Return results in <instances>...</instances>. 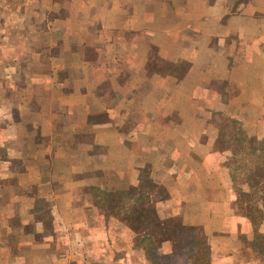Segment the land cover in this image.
I'll return each mask as SVG.
<instances>
[{"label":"crops","instance_id":"obj_1","mask_svg":"<svg viewBox=\"0 0 264 264\" xmlns=\"http://www.w3.org/2000/svg\"><path fill=\"white\" fill-rule=\"evenodd\" d=\"M0 14V264H264V217L254 229L238 209L222 131L264 140V0H0ZM146 167L142 207L161 224L134 230V202L114 215L104 194Z\"/></svg>","mask_w":264,"mask_h":264},{"label":"trees","instance_id":"obj_2","mask_svg":"<svg viewBox=\"0 0 264 264\" xmlns=\"http://www.w3.org/2000/svg\"><path fill=\"white\" fill-rule=\"evenodd\" d=\"M229 122L232 124V126H230L229 128L224 126L222 127V131L224 129H227L229 135L231 136L230 140L232 141V146L230 145V143H227V141L226 144L227 146H231L232 150L235 152L232 162L234 164H237V162L240 160V164L247 167L248 165L245 164V160H247L248 164L250 162L252 163L251 166H253L246 170L244 178L240 179V184L248 185L249 190H254V192L259 191L261 195V197H259L257 200H261L262 203L260 205H256L255 203H253V201H251L254 199L256 194L249 196V192L241 188L239 189V181L235 176L233 177L234 184L236 183V188H238V209L241 214L247 215V217L252 221L253 227L255 229L264 217V140L259 142L256 146L249 145L244 136H242L240 129L238 128V123L234 120H231ZM239 151L242 152V155H240L242 157L240 159H238L239 155H237V152ZM229 166L230 168H232L231 164H229ZM144 175L146 174L144 173ZM145 186H147L146 188H153L152 186H155V184H152L151 180H144L142 184H140V186L136 189H131L129 192L115 193L116 195L113 194V196L116 202H114L113 200L112 202L110 199L112 193H105L104 199L106 200V202H108L107 204H109V201H111L110 206H112V204L114 203L113 210L111 212L114 215L120 216L122 214L124 202H134L130 207L131 210L128 208L127 211L121 215L122 220H124L134 230L141 228L148 229L149 227H153L155 229L156 226H159L161 224L160 219L156 214H147L142 207V203L149 198L148 191H143ZM129 211H131V214H129ZM167 225H170V227L172 228L170 229L171 232L177 235L185 234L186 232L191 231V228L183 226L178 219H174L170 222V224L168 223ZM258 238L261 239L260 241H264V238ZM156 244L157 243H155L153 240L147 241L142 239L138 240L137 247L142 248L147 252V257L150 261L153 260L157 262V258L153 253V250L156 249ZM202 244L203 242L200 240H198L197 242L188 240L186 242V246L192 249L194 257L199 256L198 254L200 253V251L198 252V254L196 253L195 247L197 246L201 249Z\"/></svg>","mask_w":264,"mask_h":264},{"label":"rangeland","instance_id":"obj_3","mask_svg":"<svg viewBox=\"0 0 264 264\" xmlns=\"http://www.w3.org/2000/svg\"><path fill=\"white\" fill-rule=\"evenodd\" d=\"M52 18V17H51ZM59 18V17H58ZM46 19H48V17H46V16H41L40 17V20H39V25L41 26V28H42V30H41V33H40V43H41V48H40V52H41V56H42V59H41V63L42 64H46V62L44 61L43 62V59H44V57L45 56H48L49 55V48L48 47H46L47 45H48V36H47V34L43 31V29L45 28V25H46V23H47V21H46ZM5 20H6V17H1V14H0V25L1 24H3V23H5ZM35 20H36V18H35ZM64 20H62V21H59L58 22V25L60 24V23H62ZM27 23H30V22H27ZM36 32H35V37H36ZM65 32L64 31H61L60 32V30L58 29L57 30V33H56V35H57V39H60V37H62V39H66L67 37H65ZM0 35H1V31H0ZM76 37H78V40H79V38L81 37V39L83 38V34L82 33H80V31H77V33H76ZM26 37H27V35H26ZM75 44V43H74ZM80 44V43H79ZM79 44H75L77 47L76 48H74L73 50H72V53L73 54H77V55H79L80 54V51L82 50L81 49V47L80 46H78ZM36 50V49H35ZM55 50V49H54ZM53 50V51H54ZM93 50L94 51H96V48H93ZM0 51H1V44H0ZM12 50L11 49H9L8 48V51L5 49V52L6 53H9V52H11ZM27 51V50H26ZM25 51V53H23V55H24V57H29V56H31V55H33V54H30L31 53V51H28V52H26ZM56 51V50H55ZM59 48H57V51L55 52V54L57 55L56 57L57 58H59L60 56H59ZM83 53V51H81V54ZM51 54H52V52H51ZM62 54V53H61ZM63 55V54H62ZM27 60H29V58H27ZM35 64V63H34ZM37 64V63H36ZM33 66V65H32ZM42 68H43V65H42ZM0 76H1V74H0ZM1 80H0V87L1 86H4V81L2 80V78H0ZM222 118V120H221V122L220 123H224V118L223 117H221ZM230 126H232V124L230 123ZM238 154L237 155H239L238 156V159H240L242 156H240V155H242V152H237ZM231 159V158H230ZM234 159V157H233V155H232V160ZM246 162H245V164L246 165H248L247 167L246 166H242V164H240V160L237 162V164H234L232 161V163L230 162V164L232 165V168H231V175H232V180H233V177L235 176L236 178H237V180L239 181L238 183V187L239 188H242V189H244V190H246L247 192H249L250 193V195L249 196H251V195H253V194H256V196L254 197V199L253 200H251V201H253V203H255L256 205H260L262 202H261V200H257L259 197H261V195H260V192L259 191H257V192H254V190H249V187H248V185H246V184H240V179H243L244 178V175H245V173H246V170H248L250 167H253V166H251L252 165V163H250L249 162V164H248V162H247V160H245ZM234 166V167H233ZM148 172H150V173H148ZM144 173L146 174V175H144ZM140 174H141V176H140V184H142V182L144 181V180H151V183L153 184H155V178H154V176L152 175V171H150V169H149V167H146V168H144V169H142L141 170V172H140ZM235 185H236V183H235ZM108 193H112V192H107V194ZM113 194L114 195H116L115 194V192H113ZM113 194H112V196L110 197V199H113V201H114V196H113ZM100 197L102 198V195H100ZM104 197H105V194H104ZM246 200H248V199H246ZM245 202V201H244ZM246 203H247V201H246ZM114 204H112V206H113Z\"/></svg>","mask_w":264,"mask_h":264}]
</instances>
